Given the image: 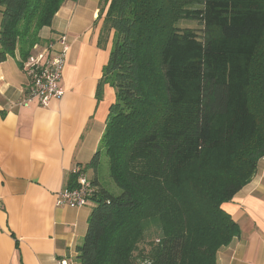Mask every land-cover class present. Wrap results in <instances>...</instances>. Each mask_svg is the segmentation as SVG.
<instances>
[{
    "label": "trees",
    "instance_id": "obj_1",
    "mask_svg": "<svg viewBox=\"0 0 264 264\" xmlns=\"http://www.w3.org/2000/svg\"><path fill=\"white\" fill-rule=\"evenodd\" d=\"M66 1L0 0V62L26 61ZM100 18L99 46L113 34V47L97 97L109 84L116 102L87 166L97 191L78 260L217 264L240 236L223 205L264 157V0H102Z\"/></svg>",
    "mask_w": 264,
    "mask_h": 264
},
{
    "label": "crops",
    "instance_id": "obj_2",
    "mask_svg": "<svg viewBox=\"0 0 264 264\" xmlns=\"http://www.w3.org/2000/svg\"><path fill=\"white\" fill-rule=\"evenodd\" d=\"M101 2L67 0L40 33L44 44L64 34L70 45L61 79L65 95L49 107L21 104L31 78L18 52L0 62V264H80L77 247L95 204L58 205L57 194L75 186L77 167L94 179L87 166L116 102L109 84L97 97L113 47V34L105 48L99 46ZM1 23L0 13V31ZM223 210L239 224L240 236L219 250L217 264H264L263 159L253 180Z\"/></svg>",
    "mask_w": 264,
    "mask_h": 264
},
{
    "label": "built area",
    "instance_id": "obj_3",
    "mask_svg": "<svg viewBox=\"0 0 264 264\" xmlns=\"http://www.w3.org/2000/svg\"><path fill=\"white\" fill-rule=\"evenodd\" d=\"M70 51L67 37L64 34L50 43L36 44L31 56L26 60L20 59L23 71L31 78L22 105L28 107L37 101L42 107H49L53 101L60 100L65 95V89L61 86V79L67 64ZM264 160V157L262 158ZM75 186L65 188L57 194V204L71 208H83L94 203L96 187L84 172L77 167ZM2 204L0 201V209ZM59 264H68L66 260Z\"/></svg>",
    "mask_w": 264,
    "mask_h": 264
},
{
    "label": "rangeland",
    "instance_id": "obj_4",
    "mask_svg": "<svg viewBox=\"0 0 264 264\" xmlns=\"http://www.w3.org/2000/svg\"><path fill=\"white\" fill-rule=\"evenodd\" d=\"M177 26L182 28H191L195 30L201 29L199 23L194 21H180ZM99 172H100V181L102 185L108 188L109 190H111L114 194L116 195L120 194L121 190L115 186V184L113 183V181L109 176V169L107 163L104 162L101 165ZM89 175L91 176V173Z\"/></svg>",
    "mask_w": 264,
    "mask_h": 264
}]
</instances>
